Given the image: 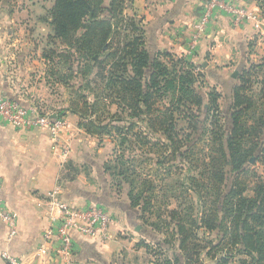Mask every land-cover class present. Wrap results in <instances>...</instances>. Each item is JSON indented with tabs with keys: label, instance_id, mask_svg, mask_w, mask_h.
Instances as JSON below:
<instances>
[{
	"label": "trees",
	"instance_id": "obj_1",
	"mask_svg": "<svg viewBox=\"0 0 264 264\" xmlns=\"http://www.w3.org/2000/svg\"><path fill=\"white\" fill-rule=\"evenodd\" d=\"M126 4L55 0L48 11V81L70 95L58 118L77 115L88 135L119 145L105 171L119 191L128 187L142 214L155 208L157 181L137 174L140 159L126 153L137 145L153 152L157 168L179 160L186 168L184 182L174 185L183 193L170 197L176 208L164 203L170 221L157 216L167 230L142 217L166 235L153 245L140 243L151 264H264V176L254 168L264 163V62L242 71L222 106L223 95L207 86L192 59L151 54L144 19L127 15ZM258 7L264 15V0Z\"/></svg>",
	"mask_w": 264,
	"mask_h": 264
},
{
	"label": "crops",
	"instance_id": "obj_2",
	"mask_svg": "<svg viewBox=\"0 0 264 264\" xmlns=\"http://www.w3.org/2000/svg\"><path fill=\"white\" fill-rule=\"evenodd\" d=\"M258 3L259 0H239L241 6L259 13L264 22ZM202 11L201 0H127L125 9L127 15L144 19L151 54L167 52L177 58L187 55L194 24ZM34 20L38 27L43 26L46 33L41 34L47 44L53 33L49 15L41 13L28 22ZM6 38L0 32V94L23 105L39 104L44 113L58 117L59 111L67 106L54 104L52 95H47L53 86L48 81V63L43 58L46 44L41 43L31 52L27 46L34 36L29 39L21 35L9 42ZM192 62L202 68L207 86L215 87L223 95L220 102L224 106L227 87L239 84L243 70L264 62V28L250 22L236 25L228 15L215 13ZM37 63L47 73L36 71ZM259 89L257 86L255 91ZM65 118L68 126L60 134V143L71 145L66 160L49 131L17 129L0 120L3 198L7 210L18 216L17 235L13 238L8 225L0 221V264H7L2 258L4 252L27 264H61L55 255L57 244L44 245L43 241L44 234L59 218L56 203L76 208L101 205L113 220L105 240L74 235L75 264H139L137 254L143 248L140 243L153 245L158 240L152 238L153 233L144 231L146 226L141 227L145 225L143 214L141 208L132 207L128 188L119 191L106 173L105 165L111 158L106 137L90 136L80 129L77 115L67 112ZM42 245L45 253L40 251ZM231 264L240 263L234 260Z\"/></svg>",
	"mask_w": 264,
	"mask_h": 264
},
{
	"label": "built area",
	"instance_id": "obj_3",
	"mask_svg": "<svg viewBox=\"0 0 264 264\" xmlns=\"http://www.w3.org/2000/svg\"><path fill=\"white\" fill-rule=\"evenodd\" d=\"M203 8L202 15L194 24V34L188 43L187 57H192L198 52L206 32L209 29L215 13L228 15L236 25L253 23L255 27L264 28L261 15L251 12L245 6L239 4V0H201ZM263 32V31H261ZM0 120L17 129H45L49 131L56 146H60L61 155L66 158L69 150L60 143V134L67 128L68 122L65 117H52L41 110L37 104L23 105L0 94ZM54 198L55 194L51 195ZM59 218L54 222L43 237L44 245L55 243L56 258L61 264L74 263V235L79 234L86 237L105 240L108 238L112 217L109 211L97 204L76 208L65 203H56ZM0 221L10 228V237L17 235L18 216L7 210L3 198V183L0 177ZM44 245L40 251L45 253ZM7 264H27L22 259L12 256L7 252L2 254Z\"/></svg>",
	"mask_w": 264,
	"mask_h": 264
},
{
	"label": "rangeland",
	"instance_id": "obj_4",
	"mask_svg": "<svg viewBox=\"0 0 264 264\" xmlns=\"http://www.w3.org/2000/svg\"><path fill=\"white\" fill-rule=\"evenodd\" d=\"M55 0H0V32L5 34L7 36L6 42H9L10 40H16L18 39L21 35H24L30 39V36H34V39L31 40L32 44L29 43V40L26 41V43L29 45L27 46L31 48V52H34L35 47H39V45L42 43L45 46V42L43 40V33H46L45 30H43V26H37L35 20L32 21V23L28 22L31 20V17L35 16L36 18L41 15V13L48 14V9H52L54 5ZM43 7V8H42ZM33 20V18H32ZM37 20V19H36ZM14 34H10V31H15ZM18 32V34H17ZM42 33V34H41ZM18 35V36H17ZM13 37H15L13 39ZM18 37V38H17ZM48 42V41H47ZM60 44V43H59ZM48 46V43L46 44ZM35 61H40L36 59ZM36 71L42 72V73H47L45 71L46 68L43 67L42 69L40 68V64H36ZM44 71V72H43ZM40 74H38L39 76ZM47 95H52L51 96V101L59 105L61 107L69 106V99L70 95L69 92L63 87L62 85H56L55 87H52L48 92ZM39 105V104H38ZM113 111L116 110L115 107L112 108ZM105 141L109 145V150L110 151V157L115 153V151H118L120 148H118V144L114 143V141L108 137L105 138ZM119 143V141H117ZM64 146L67 147L69 150V153H71V145L65 143L63 144ZM134 148V149H133ZM117 153V152H116ZM145 153V154H143ZM127 157H134L136 156L137 159H140V161L135 162V169L137 171V174L139 173L140 175L149 176L148 178L152 177L153 179H156V187L154 189L156 195L152 199V205L155 207L152 210V214L147 213L145 216V219L152 225H155V227H160V229H163V231H166L167 228L165 227L164 223H161V220L157 218L158 215H161V219H170L167 217V209L166 205L164 204L167 200L170 201L169 204V209H174L177 206V201L175 199H170L173 195H181L183 193V189L178 186H174L176 184H180L184 182V178L187 176V171L186 168L182 171L181 169L183 168L182 162L177 161V162H166L164 165L161 167L157 168L155 165L156 158L153 156V152L149 150L148 148H143L141 149L139 146L135 145L132 147V150L126 153ZM142 155V156H141ZM65 160L68 159L69 154L67 158L64 155H61ZM145 158V160H141V158ZM150 158L154 159L151 161H148ZM148 159V160H146ZM254 167V166H253ZM256 171L264 176V163L261 164V162L257 163L254 167ZM142 177V178H143ZM128 188L127 186L124 187ZM193 201H196V197H194ZM160 209V214L158 213V210ZM111 215V214H110ZM143 216V217H144ZM145 227V232L148 234L151 232L153 234L152 238L156 239L158 241H163L166 239V235L160 231V235L157 233V236L152 228L148 225H143L141 226L142 228ZM154 228V227H153ZM174 228V224L170 226V231ZM151 229V230H150ZM149 230V231H148ZM166 233V232H165ZM201 232V237L204 238V234ZM160 237V238H158ZM208 237V236H206ZM213 239L214 237H210ZM152 245V244H151ZM142 251L137 254V259L139 264H151L153 261V257L151 256V253L143 246L141 249ZM206 264H214L211 263V260L205 261ZM231 264V263H230Z\"/></svg>",
	"mask_w": 264,
	"mask_h": 264
},
{
	"label": "water",
	"instance_id": "obj_5",
	"mask_svg": "<svg viewBox=\"0 0 264 264\" xmlns=\"http://www.w3.org/2000/svg\"><path fill=\"white\" fill-rule=\"evenodd\" d=\"M233 77L236 79L238 77V73L236 72Z\"/></svg>",
	"mask_w": 264,
	"mask_h": 264
}]
</instances>
